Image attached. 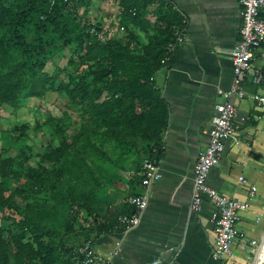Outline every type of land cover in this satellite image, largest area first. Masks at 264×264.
I'll list each match as a JSON object with an SVG mask.
<instances>
[{
  "label": "trees",
  "instance_id": "obj_1",
  "mask_svg": "<svg viewBox=\"0 0 264 264\" xmlns=\"http://www.w3.org/2000/svg\"><path fill=\"white\" fill-rule=\"evenodd\" d=\"M121 4V22L129 33L123 39L105 40L100 28L92 31L90 20L78 19L73 3L0 0V106L21 108L32 98L56 91L68 98L65 105L83 120V126L76 128L70 124L73 113L65 110L61 115L47 113L43 122L38 119L36 129L43 131V137L48 135L49 150L39 151L37 166L28 164L35 152L28 142L30 124L13 126L17 134H11V142L0 149V210L14 209L22 218L13 219L16 230L0 225V264H79L77 247L95 230L108 227L101 224L95 229L90 223L87 239L72 244L82 210L95 222L100 215L91 190L80 192L68 170L85 164L95 184L115 188L125 179V170H142L146 160L159 162L164 156L169 107L155 77L170 64L162 59L184 18L161 2L158 17L167 16L169 22L144 41L131 24L144 29L151 24L145 4L137 0ZM67 47L72 53L69 63L76 69L65 80L59 77L63 69L50 73L45 68ZM44 212L52 217L47 239L39 226Z\"/></svg>",
  "mask_w": 264,
  "mask_h": 264
},
{
  "label": "crops",
  "instance_id": "obj_2",
  "mask_svg": "<svg viewBox=\"0 0 264 264\" xmlns=\"http://www.w3.org/2000/svg\"><path fill=\"white\" fill-rule=\"evenodd\" d=\"M75 1L81 2L79 12L94 23L105 25L122 20L121 0ZM139 2L145 4L151 24L147 30L144 25L130 23L138 36L154 34L158 26L168 24L167 16L161 19L157 14L161 2L168 3L171 12L179 11L185 21L184 39L175 44L170 64L155 77L169 107L164 156L159 161L162 175L149 188L148 205L139 224L125 228L118 215L134 211L129 197L145 189L140 175L129 179L132 167L125 170V179L110 188L114 197L117 193L113 209L108 206L98 217L99 225L108 228L99 230L91 239L99 252L112 258L113 264H255L264 248V109L251 94L262 90L254 83L253 72L256 68L264 72V45L255 50L253 67L247 73V94L231 96L237 106L236 131L226 141L224 154L208 177L209 185L241 200L250 198V186L240 183L241 175L257 186L238 225L247 240L258 241L259 251L254 260L253 254L238 242L229 256L217 258L212 216L215 203L204 194L200 210L191 206L194 167L200 152L209 144L215 105L226 98L225 92L233 84V55L241 38L242 7L239 0Z\"/></svg>",
  "mask_w": 264,
  "mask_h": 264
},
{
  "label": "built area",
  "instance_id": "obj_3",
  "mask_svg": "<svg viewBox=\"0 0 264 264\" xmlns=\"http://www.w3.org/2000/svg\"><path fill=\"white\" fill-rule=\"evenodd\" d=\"M65 1L72 4L73 0ZM239 3L242 7L243 23L241 38L236 45L233 55V84L231 89L225 92L226 98L215 105L209 144L200 152L195 163V180L191 201V206L195 210L202 208L204 194L210 196L215 203L212 216L216 232L214 256L217 258L229 256L232 253L233 245L238 242L243 249L248 250L252 254H256L259 251L258 241L256 239L247 240L238 225L242 211L247 210L251 205L250 200L256 194L257 186L250 183L244 175H241L239 177L240 183L250 186V198L241 200L226 195L208 183L211 168L221 160L225 151L226 141L236 131L234 119L237 114V106L231 99V96L244 97L247 94L244 89L247 73L253 67L255 50L259 46L264 45V0H239ZM131 10L133 14H136L137 7L134 6ZM184 35L185 26L179 27L176 31L175 41L170 42L167 47V54L162 59L163 62L167 63L172 60L174 46L184 39ZM253 81L257 86L261 85L263 91L257 90L251 95L258 106L264 109V72L261 69H254ZM137 175L142 176L141 183L145 189L143 192L132 194L129 197V202L134 206V211L121 213L118 216V221L125 228H131L139 224L141 213L148 205L149 188L162 175L159 162L146 160L142 170L132 168L128 176L129 179H132ZM76 251L79 256V264H113L110 256L104 255L97 250L92 239H88L79 245Z\"/></svg>",
  "mask_w": 264,
  "mask_h": 264
},
{
  "label": "rangeland",
  "instance_id": "obj_4",
  "mask_svg": "<svg viewBox=\"0 0 264 264\" xmlns=\"http://www.w3.org/2000/svg\"><path fill=\"white\" fill-rule=\"evenodd\" d=\"M71 3L76 5V15L80 21L83 22L84 19H88L92 22L93 30L97 31L96 28H100L101 32L99 33L102 39L108 40L110 38H120L123 39L128 35L129 29L122 25L123 22L113 23L108 21L107 24L98 23L97 21L94 23L93 19L87 18L81 12H79V7L81 6V2L73 0ZM79 5V7H77ZM124 24V23H123ZM115 25V27H114ZM117 25V26H116ZM98 26V27H97ZM100 26V27H99ZM124 27V28H123ZM94 31V32H95ZM144 41L149 39V36L143 33L141 38ZM72 56L71 50L69 47L62 50L58 55L52 57L45 70L50 73L61 72L59 73V77L61 79L68 80L69 74L76 69V66L69 63V60ZM79 57L75 56V60L78 61ZM159 86V84H158ZM160 88V86H159ZM68 98L60 96L56 91L49 92L43 98H32L30 99L29 105H24L21 108H17L11 104H3L0 106V149L11 142V134H17V132L12 128L16 124V122H24L29 123L31 129L28 130L29 137L28 142L35 146V152L32 154L31 160L28 162L30 165L37 166L39 160L42 155L39 153L40 150H49L48 144V135L43 137V131H39L36 129V122L39 119L40 122H43L47 113H52L55 115H61L63 111H68L73 113V119L71 121V125L76 126V128H81L83 126V120L80 117L78 112L72 108V106H66ZM93 170V169H92ZM93 171V176H94ZM69 174H72V180L78 184L80 192H87L91 190L92 195L94 196V200L96 199V208L98 210V216H103L104 210L109 206L111 208L112 201L115 202L116 197L113 195L115 193L111 192L110 188H107L103 184H95L94 178L92 177L91 170H88V166L85 164H81V166H73L72 169L68 170ZM16 184H12L11 188L14 189ZM10 192H6V196ZM18 202H21L20 200ZM21 206L24 207L25 203H21ZM39 207V204L37 205ZM114 207V206H113ZM113 209V208H111ZM14 218L21 219L22 215L18 214L14 209L6 208L5 210H0V225L8 230L15 229L16 224L13 221ZM52 217H49L45 212L42 215V222L40 223L41 233L44 234V237L47 239V232L52 229L51 226ZM91 223L92 227L99 226V222L94 221L93 215H88L85 209L82 210L81 216H79L75 220L76 232H73V240L72 244L76 246V244L82 243L87 239L88 226ZM82 230H84L82 232ZM94 233H97L96 230ZM92 238V237H91ZM90 238V239H91ZM256 254H253V258L255 260Z\"/></svg>",
  "mask_w": 264,
  "mask_h": 264
},
{
  "label": "water",
  "instance_id": "obj_5",
  "mask_svg": "<svg viewBox=\"0 0 264 264\" xmlns=\"http://www.w3.org/2000/svg\"><path fill=\"white\" fill-rule=\"evenodd\" d=\"M255 264H264V258H262V257H260L258 255L257 258H256V260H255Z\"/></svg>",
  "mask_w": 264,
  "mask_h": 264
},
{
  "label": "bare ground",
  "instance_id": "obj_6",
  "mask_svg": "<svg viewBox=\"0 0 264 264\" xmlns=\"http://www.w3.org/2000/svg\"><path fill=\"white\" fill-rule=\"evenodd\" d=\"M259 256L262 257V258H264V248H263V250L260 252Z\"/></svg>",
  "mask_w": 264,
  "mask_h": 264
}]
</instances>
